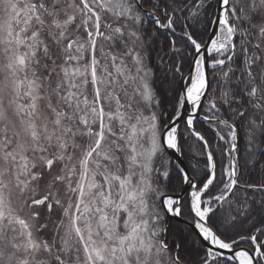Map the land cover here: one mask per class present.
I'll return each instance as SVG.
<instances>
[{"label": "snow or ice", "instance_id": "6c2138e0", "mask_svg": "<svg viewBox=\"0 0 264 264\" xmlns=\"http://www.w3.org/2000/svg\"><path fill=\"white\" fill-rule=\"evenodd\" d=\"M0 264H264V0H0Z\"/></svg>", "mask_w": 264, "mask_h": 264}, {"label": "trees", "instance_id": "16d2710c", "mask_svg": "<svg viewBox=\"0 0 264 264\" xmlns=\"http://www.w3.org/2000/svg\"><path fill=\"white\" fill-rule=\"evenodd\" d=\"M185 71H187V69H185Z\"/></svg>", "mask_w": 264, "mask_h": 264}]
</instances>
